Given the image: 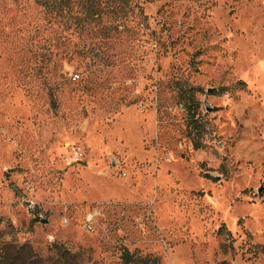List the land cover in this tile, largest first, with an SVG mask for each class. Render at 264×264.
<instances>
[{
  "label": "rangeland",
  "instance_id": "obj_1",
  "mask_svg": "<svg viewBox=\"0 0 264 264\" xmlns=\"http://www.w3.org/2000/svg\"><path fill=\"white\" fill-rule=\"evenodd\" d=\"M132 4L0 0V264H264V0Z\"/></svg>",
  "mask_w": 264,
  "mask_h": 264
},
{
  "label": "trees",
  "instance_id": "obj_2",
  "mask_svg": "<svg viewBox=\"0 0 264 264\" xmlns=\"http://www.w3.org/2000/svg\"><path fill=\"white\" fill-rule=\"evenodd\" d=\"M134 0H35L36 4L41 7L50 17L51 22L57 23L69 17L68 21L81 27L85 24L102 23L105 18L113 19L110 28L113 31H119L125 28L129 22L130 14H135L138 6L133 5ZM76 7V11H75ZM109 37V36H108ZM247 85L240 81L237 87L242 90ZM187 111L192 114V119L196 120L199 110L197 93L200 91L195 88L185 89L184 92ZM198 123V120H196ZM195 123V122H193ZM197 126L196 129H201ZM199 133V132H198ZM202 146L196 142L195 149L200 150ZM231 234L228 232V237ZM264 255V246L255 247V256ZM123 264H160L159 261L150 263L149 259L135 257L129 250L125 249L122 256Z\"/></svg>",
  "mask_w": 264,
  "mask_h": 264
},
{
  "label": "built area",
  "instance_id": "obj_3",
  "mask_svg": "<svg viewBox=\"0 0 264 264\" xmlns=\"http://www.w3.org/2000/svg\"><path fill=\"white\" fill-rule=\"evenodd\" d=\"M96 217H97V214L96 213H90L89 216H88V218H87L85 228H86V230L89 233H94L95 232L94 223H95ZM64 224L67 225L68 224V221L66 220L64 222Z\"/></svg>",
  "mask_w": 264,
  "mask_h": 264
}]
</instances>
